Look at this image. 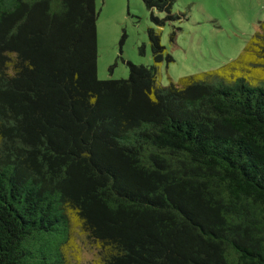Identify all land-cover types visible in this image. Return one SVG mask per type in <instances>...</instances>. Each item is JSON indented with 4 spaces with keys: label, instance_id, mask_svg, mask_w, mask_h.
<instances>
[{
    "label": "trees",
    "instance_id": "obj_1",
    "mask_svg": "<svg viewBox=\"0 0 264 264\" xmlns=\"http://www.w3.org/2000/svg\"><path fill=\"white\" fill-rule=\"evenodd\" d=\"M173 0H142L172 19ZM94 0H0V264H264V19L217 68L96 74ZM143 48H141L142 50Z\"/></svg>",
    "mask_w": 264,
    "mask_h": 264
},
{
    "label": "rangeland",
    "instance_id": "obj_2",
    "mask_svg": "<svg viewBox=\"0 0 264 264\" xmlns=\"http://www.w3.org/2000/svg\"><path fill=\"white\" fill-rule=\"evenodd\" d=\"M96 11V74L99 79L128 76V64H151L149 27L172 61L157 66L162 85L180 76L217 68L235 58L264 19V0H173L172 19L157 26L142 0H94ZM141 48H143L141 50ZM69 264H95L96 247L81 232L72 233Z\"/></svg>",
    "mask_w": 264,
    "mask_h": 264
}]
</instances>
